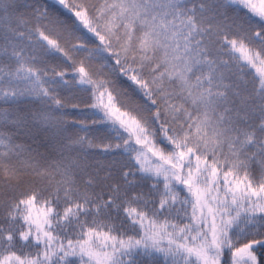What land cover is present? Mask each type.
<instances>
[{"label": "snow or ice", "instance_id": "6c2138e0", "mask_svg": "<svg viewBox=\"0 0 264 264\" xmlns=\"http://www.w3.org/2000/svg\"><path fill=\"white\" fill-rule=\"evenodd\" d=\"M0 264H264V0H0Z\"/></svg>", "mask_w": 264, "mask_h": 264}, {"label": "trees", "instance_id": "16d2710c", "mask_svg": "<svg viewBox=\"0 0 264 264\" xmlns=\"http://www.w3.org/2000/svg\"><path fill=\"white\" fill-rule=\"evenodd\" d=\"M63 11V10H62ZM68 78H70V76L68 77ZM126 86V85H125ZM83 107V106H82ZM79 110H77V112H78ZM87 111V110H86Z\"/></svg>", "mask_w": 264, "mask_h": 264}]
</instances>
